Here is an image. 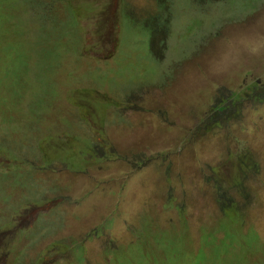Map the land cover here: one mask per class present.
<instances>
[{
	"label": "rangeland",
	"instance_id": "obj_1",
	"mask_svg": "<svg viewBox=\"0 0 264 264\" xmlns=\"http://www.w3.org/2000/svg\"><path fill=\"white\" fill-rule=\"evenodd\" d=\"M30 2L0 0L6 29L23 15L27 33L0 40V54L14 46L28 63L7 75L12 54L1 55L0 264H130L145 255L164 264L182 233L190 264L201 252L208 264H264V0ZM49 6L63 19L78 12L79 25L41 28L35 15ZM58 46V68L56 57H41L37 70L36 50ZM36 82L13 107L7 90ZM232 93L244 97L236 114L214 124L212 107ZM10 109L13 124L4 122ZM241 141L256 153L259 177L232 193L238 226L213 167L227 175ZM135 151L146 154L135 160ZM228 230L258 240L239 252L234 241L244 240L226 241Z\"/></svg>",
	"mask_w": 264,
	"mask_h": 264
},
{
	"label": "trees",
	"instance_id": "obj_2",
	"mask_svg": "<svg viewBox=\"0 0 264 264\" xmlns=\"http://www.w3.org/2000/svg\"><path fill=\"white\" fill-rule=\"evenodd\" d=\"M33 1H35V0H32V2H30V3H33ZM198 1H200V0H198ZM57 14H59V11H57L54 14L52 12L51 7L49 6L46 10H44V12L42 14L37 13L35 16H36L37 22H41L40 23L41 28L46 29L48 32H50L52 34H57V33L62 32V30L60 28V24L63 22H67V23L71 24V26L73 28L77 27L79 25L80 15L78 14V12L70 10L68 12V18L67 19H63V17L61 15L56 16ZM57 18L60 19L58 22H56ZM4 23H5V18L3 16H1L0 17V40L1 41L7 40V37H6L7 35L9 37H10V35H14V38H17L20 41H22V37L27 35V33L19 32V29L24 24V16L23 15H21L19 20H17L15 23L12 24L10 31L6 29V27L4 26ZM76 35H77V33H75L74 38L76 37ZM100 39L103 42L108 41V40H104L102 38V32L100 33ZM111 40H112V38H111ZM61 48H63V46H58L57 48H55V50H52V49L48 50L45 48H39L40 50L37 49L36 50V55L38 58V63L36 66L37 70H38L39 59L41 57H53V58L56 57L57 63L55 66H56V68H58V66L60 64V58H61V52H60ZM6 51L11 52L12 62L7 68L3 69V73L5 72L7 75L15 74V73L22 72L23 70H26L28 68V63L25 64L24 60H23V52H21V49H17L14 46L8 45V46L4 47V49L2 50V52L0 54V61H2L1 55L3 53H5ZM30 58H31V56L29 57V59ZM0 65H1V63H0ZM0 76H1V72H0ZM258 84H261V83L256 82L253 84V85H255V86H252L253 90H254V88H257V89L259 88L260 85L258 86ZM38 89H39V86H38L37 82H36V84L29 86V88H27V85L25 86V83H24V84L20 85V87L18 89H16L15 91L7 90V93L10 94V95L7 94V96H8V99H9L11 105L13 107L17 108V105L20 104V102L23 100L26 93L32 91L34 94ZM86 92H89V90H86ZM132 93H134V92H132ZM106 97H108L107 101L111 102V106H114L117 108H121L123 106L125 109L127 108L124 101H122V105H116L114 103L117 100H112V98L110 96H106ZM229 97L230 98L225 100L223 103H217L212 107L209 119L213 120L215 118L216 120H214V124L221 123V120H223L224 116H225V118H229L233 114H236L237 109H238L237 103L240 100H242V101L244 100V97L242 95H239L238 93H232ZM234 101L237 103H234ZM15 112H16L15 109H10V113H9V115H7L5 117L4 122L9 123V124H13L16 121V118H14ZM102 133L105 135L106 131L103 129ZM89 152H90V150H89ZM135 152H137V153L132 156L135 158V160L137 158H143L144 155L146 154L145 151H135ZM227 157H228L229 164L230 163L232 164V166H231L232 169L227 173V175L222 177L219 167L214 166L213 170L215 171V173H217L219 175V177L217 175H215L214 185L216 187L218 198H223V199H225V201L229 202V204H226L223 206V208L225 210H227L228 218L231 219V222L240 226L239 224L242 223V215L237 208L238 205H237L236 201L234 200L232 193L234 192V189L236 187H241L244 189L245 192L247 191L248 188L246 187V183L250 179H252L254 176L256 177V179L259 177L257 174L253 173L254 168L257 167L259 165V163H258V158H257L256 153L252 149H250L249 146L243 145L242 141H241V144L238 145L230 154H228ZM224 178H229L231 180V183H232L231 188H229V181L224 180ZM180 211L182 212L183 210L181 209ZM166 231L167 230L163 229L161 232L156 234L155 239H156V244L158 247H164L165 243L161 240L160 237H161V233L166 232ZM232 231L233 230H228L226 241L230 240V239H235L236 235L240 234L239 235L240 238L243 239L244 241H240L238 237L234 241V246H235L236 250L239 252H242L246 248L253 247L255 242L258 240V236L254 231H252L250 234H246V235H243L240 232H232ZM182 237H183V239L180 238L177 241L174 249L170 252V255L167 256L168 262H166L164 264H175V262H177L178 260L183 261L184 264H190V259L193 257L194 253L190 250H186L185 235L183 233H182ZM207 237L209 238V236H207ZM226 241L224 242V244L226 243ZM173 245H174L173 243H170L168 246L170 249H172ZM237 245H241V248L238 249ZM119 252H118L117 256H118L119 262H120L122 259H124V257L121 256ZM241 254L244 255V257H245L246 253H241ZM143 255H145V254H143ZM143 255H140V256H143ZM206 256H207L206 252H204V253L201 252L199 255L197 254L195 264H208V260H207ZM80 260H84V258L81 257ZM217 260H218L217 264L225 262V259L218 258ZM247 263L248 262H246V261H240L237 263L228 262V264H247ZM124 264H129V263H128V261H126V263H124ZM130 264H150L149 257L145 255V256L137 259V260H131Z\"/></svg>",
	"mask_w": 264,
	"mask_h": 264
}]
</instances>
